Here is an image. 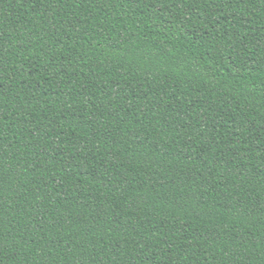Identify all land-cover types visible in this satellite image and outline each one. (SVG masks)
I'll list each match as a JSON object with an SVG mask.
<instances>
[{"label": "trees", "instance_id": "16d2710c", "mask_svg": "<svg viewBox=\"0 0 264 264\" xmlns=\"http://www.w3.org/2000/svg\"><path fill=\"white\" fill-rule=\"evenodd\" d=\"M0 264H264V0H0Z\"/></svg>", "mask_w": 264, "mask_h": 264}]
</instances>
